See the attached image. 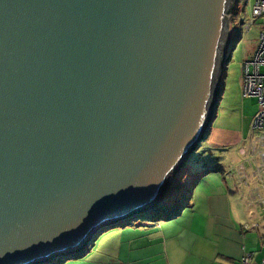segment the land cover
Instances as JSON below:
<instances>
[{"label":"water","instance_id":"obj_1","mask_svg":"<svg viewBox=\"0 0 264 264\" xmlns=\"http://www.w3.org/2000/svg\"><path fill=\"white\" fill-rule=\"evenodd\" d=\"M239 1L0 0V264L74 260L165 203L217 117Z\"/></svg>","mask_w":264,"mask_h":264},{"label":"crops","instance_id":"obj_2","mask_svg":"<svg viewBox=\"0 0 264 264\" xmlns=\"http://www.w3.org/2000/svg\"><path fill=\"white\" fill-rule=\"evenodd\" d=\"M229 88L226 118L244 120L240 90L233 82ZM221 124L222 120L219 128L210 129L215 143L223 149L236 145L239 133ZM262 152L258 138L253 139L246 158L229 173L221 168L196 179L178 217L118 226L99 247L94 245L83 257L59 264H239L246 255L251 256V264H264ZM219 172L222 175L217 178H207Z\"/></svg>","mask_w":264,"mask_h":264},{"label":"rangeland","instance_id":"obj_3","mask_svg":"<svg viewBox=\"0 0 264 264\" xmlns=\"http://www.w3.org/2000/svg\"><path fill=\"white\" fill-rule=\"evenodd\" d=\"M255 0H240L237 4L239 10L238 21L235 23L236 30H241L240 37L238 41L232 46L233 54L231 60L227 66L226 74L227 78L224 80L226 84V92L222 94L221 102L218 107V115L213 123L212 130L219 128L217 127L221 124L224 128H229L231 131L235 130L239 133L238 137L240 141L234 146H228L226 148L219 147L217 145L215 137L213 138V131L211 130L206 138V140L200 145L196 154L190 157L189 162L186 167L182 169L176 178L174 179V184L172 185L168 197L177 194L180 199L179 203L189 199V195L192 192V183L200 178L204 173L223 169L227 173L233 170V167L240 162V159H245L248 155L250 141L253 139L259 138L258 132H252L251 130V120L259 112L260 107L255 98H245L241 93V72L242 67L245 62H248L254 56L260 34L264 31V16L258 19L248 30H246L248 23L252 20V9L254 6ZM243 24V25H242ZM236 83L237 88L240 90V100H239V110L242 113V119L238 121L227 120L226 115L230 113L229 105L226 106L229 96L228 88L231 86V83ZM230 89V88H229ZM225 110V114L223 111ZM222 112V113H221ZM220 126V125H219ZM227 126V127H226ZM238 139V140H239ZM222 173L209 174L207 178H217ZM184 195H188L187 197ZM156 211H150V215H154ZM114 232V229L104 232L97 238V242L94 243L96 247H99L102 244V240L110 236Z\"/></svg>","mask_w":264,"mask_h":264},{"label":"built area","instance_id":"obj_4","mask_svg":"<svg viewBox=\"0 0 264 264\" xmlns=\"http://www.w3.org/2000/svg\"><path fill=\"white\" fill-rule=\"evenodd\" d=\"M238 14L239 10L236 9L233 14V27L235 28L234 41L239 39L240 33L244 31L243 29L242 31L236 30L235 23L238 21ZM263 16L264 0H255L252 9V20L248 23L246 30ZM241 74L242 96L245 98H255L260 107L259 112L253 118L252 131L259 133L258 143L264 148V31L260 34L257 50L254 56L250 61L244 63ZM261 158L264 160V152L261 153ZM239 264H251V256H244Z\"/></svg>","mask_w":264,"mask_h":264},{"label":"trees","instance_id":"obj_5","mask_svg":"<svg viewBox=\"0 0 264 264\" xmlns=\"http://www.w3.org/2000/svg\"><path fill=\"white\" fill-rule=\"evenodd\" d=\"M194 183L195 182H193L191 186H193ZM184 196H186V195H184ZM179 199H180V197L177 194H175L174 196L172 195L170 198L167 196V199L163 205H161L157 209L152 210V211H156V213L154 215H150L149 213L145 214V220H147V221H151V219L170 220V219H174V218L178 217L181 210L185 207V205L187 203V201L185 202V200L182 201V203H179L178 202ZM126 223L127 222H123L120 224V226L126 225ZM85 253H86V249H83L81 252L73 254L72 256H70V258L78 259L80 257H83L85 255ZM63 261H64V258L59 260L57 262V264H59Z\"/></svg>","mask_w":264,"mask_h":264}]
</instances>
